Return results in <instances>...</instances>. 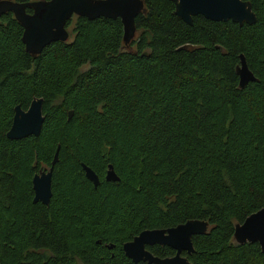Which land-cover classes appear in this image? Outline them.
Listing matches in <instances>:
<instances>
[{"label": "trees", "instance_id": "16d2710c", "mask_svg": "<svg viewBox=\"0 0 264 264\" xmlns=\"http://www.w3.org/2000/svg\"><path fill=\"white\" fill-rule=\"evenodd\" d=\"M143 1L128 42L119 17L74 15L70 37L35 54L13 12L0 14V264H149L123 242L188 218L209 222L189 264H264L257 241L233 237L264 205V0H249L253 23L191 24L172 0ZM240 53L257 77L242 87ZM34 96L40 132L7 137L14 106ZM58 144L52 195L34 202L32 176ZM108 163L119 179H105Z\"/></svg>", "mask_w": 264, "mask_h": 264}, {"label": "water", "instance_id": "95a60500", "mask_svg": "<svg viewBox=\"0 0 264 264\" xmlns=\"http://www.w3.org/2000/svg\"><path fill=\"white\" fill-rule=\"evenodd\" d=\"M174 13L185 22L191 24L193 16L201 14L214 20L231 19L238 23H253L256 13L249 0H172ZM143 0H0V14L13 12L14 17L23 27L22 41L25 49L38 53L49 42L69 36L67 20L73 15H83L87 18L98 16L119 17L123 25V38L128 42L135 34V16L143 9ZM27 7L31 11H27ZM239 64L236 71L239 75V85L244 86L249 80H256L248 67L243 53L239 54ZM43 98L34 96L26 108L20 104L14 106L11 124L6 131L9 138H21L40 132L44 113ZM72 114L69 110L68 115ZM59 144L57 145L49 165L39 168L32 176L33 198L45 204L52 195V172L58 159ZM84 174L94 185L99 182V176L94 169L81 161ZM105 179H119L113 164L108 163ZM208 220L188 218L187 220L167 227L144 228L131 239L123 242L125 254L133 261H146L149 264H189L187 254L195 250L192 236L204 233L208 229ZM234 240L238 243L257 241L264 253V205L250 212L242 221L234 224ZM166 244L174 249L170 255L160 256L150 251L146 245ZM108 247L113 244H107Z\"/></svg>", "mask_w": 264, "mask_h": 264}, {"label": "rangeland", "instance_id": "374dc122", "mask_svg": "<svg viewBox=\"0 0 264 264\" xmlns=\"http://www.w3.org/2000/svg\"><path fill=\"white\" fill-rule=\"evenodd\" d=\"M74 16V15H73ZM73 16H72V19H73ZM71 26H68V30H70ZM70 37V33H69V36L68 38Z\"/></svg>", "mask_w": 264, "mask_h": 264}, {"label": "flooded vegetation", "instance_id": "af4514ba", "mask_svg": "<svg viewBox=\"0 0 264 264\" xmlns=\"http://www.w3.org/2000/svg\"><path fill=\"white\" fill-rule=\"evenodd\" d=\"M30 11H31V10H30ZM172 253H174V251H173ZM182 254H186V251L183 250V251H182Z\"/></svg>", "mask_w": 264, "mask_h": 264}]
</instances>
